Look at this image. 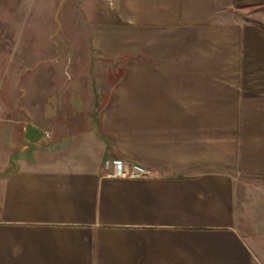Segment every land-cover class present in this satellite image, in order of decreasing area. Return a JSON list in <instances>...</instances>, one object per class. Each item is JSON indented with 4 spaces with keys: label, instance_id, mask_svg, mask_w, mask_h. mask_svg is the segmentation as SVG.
Instances as JSON below:
<instances>
[{
    "label": "crops",
    "instance_id": "1",
    "mask_svg": "<svg viewBox=\"0 0 264 264\" xmlns=\"http://www.w3.org/2000/svg\"><path fill=\"white\" fill-rule=\"evenodd\" d=\"M59 15L74 39L57 50L29 15L0 88V264H264V0Z\"/></svg>",
    "mask_w": 264,
    "mask_h": 264
},
{
    "label": "rangeland",
    "instance_id": "2",
    "mask_svg": "<svg viewBox=\"0 0 264 264\" xmlns=\"http://www.w3.org/2000/svg\"><path fill=\"white\" fill-rule=\"evenodd\" d=\"M61 3H64V0H0V88L11 84L12 73L14 75L18 71L26 70L29 15L35 24H40V29L45 25V35L55 42L57 50L65 49L67 43L64 40L68 35L74 39V31L69 32L61 28ZM73 18L74 16L70 15L67 22L73 23ZM36 33L42 34L43 31L38 30ZM51 53L58 52L53 47Z\"/></svg>",
    "mask_w": 264,
    "mask_h": 264
},
{
    "label": "built area",
    "instance_id": "3",
    "mask_svg": "<svg viewBox=\"0 0 264 264\" xmlns=\"http://www.w3.org/2000/svg\"><path fill=\"white\" fill-rule=\"evenodd\" d=\"M104 166L106 168H112V176L115 177L141 178L151 174V171L145 166L137 163L128 164L122 158H107L104 161Z\"/></svg>",
    "mask_w": 264,
    "mask_h": 264
},
{
    "label": "water",
    "instance_id": "4",
    "mask_svg": "<svg viewBox=\"0 0 264 264\" xmlns=\"http://www.w3.org/2000/svg\"><path fill=\"white\" fill-rule=\"evenodd\" d=\"M26 131V137L32 142H36L42 137V132L32 125H28Z\"/></svg>",
    "mask_w": 264,
    "mask_h": 264
}]
</instances>
